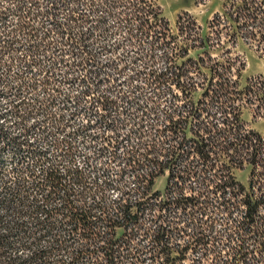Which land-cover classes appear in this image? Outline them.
<instances>
[{
    "label": "rangeland",
    "instance_id": "374dc122",
    "mask_svg": "<svg viewBox=\"0 0 264 264\" xmlns=\"http://www.w3.org/2000/svg\"><path fill=\"white\" fill-rule=\"evenodd\" d=\"M28 1L23 0L22 5L30 6ZM33 1L45 5L52 0ZM64 1L65 8L56 10L57 19L66 20L72 9L75 10L73 16L79 17L78 22L62 30L70 35L68 40L54 35L49 20L36 24L32 32L39 37L48 34L43 41L30 40L27 31L15 20L16 15H7L0 23V233H6L11 220L27 225L31 234L29 241L12 235L15 244L6 253L10 258L27 259L21 264H105L100 253L88 251L75 255L84 241L74 238L68 219L63 218L64 194L70 195L75 204L92 202L111 214L122 193L132 201L138 197L135 180L130 174L124 175L121 168V157L137 141L133 125V120H137L135 110L147 98L159 97L155 115L158 121L162 120L173 109L172 104L187 102L189 106L191 98L202 101L203 90L210 85L209 66L216 63L221 73L222 67L230 62L236 89L244 93L241 99L234 100L236 105H241L239 119L246 128L264 134V50L259 44L247 43L241 38L230 45L224 35L218 40L223 41L222 45H216L213 39L207 42L208 55L201 48L188 50L193 42L177 29L178 17H182L185 25L190 17L202 28L203 35L212 36L207 23L215 12L223 11L222 0H154L160 16L168 23L162 33L167 36L164 41H169V45L164 48L155 44L153 49L146 30L138 28L135 22L123 20L121 7L108 8L103 4L110 0ZM12 2L0 0V7L12 6ZM130 34L136 35L138 40H128ZM80 36L84 37L82 41ZM33 41L39 46H34ZM150 50L154 54L152 63L146 57ZM163 51L176 56H170L167 61L162 57ZM198 54L203 61L195 66L192 62L198 59ZM166 67L171 71L176 67L179 71L190 67L188 75L199 83L193 96L184 98L181 90L170 82L158 90L146 86L149 70L165 71ZM237 67L243 68L239 75L235 71ZM40 70L46 71V76L43 77ZM94 74L101 83L99 90L84 95L81 89L89 87L87 78ZM101 94L122 101L108 110L107 117L99 120L94 112L102 111L95 106V99ZM205 101L209 107L207 97ZM199 105L204 106V103ZM186 113L187 110L182 114ZM152 118L145 115L142 122L147 124ZM143 130L147 132L146 127ZM143 135L142 141H145L148 134ZM113 143H117L116 146ZM111 150H114V160ZM250 168L246 165L243 169H234V180L247 186ZM50 171L57 180L46 179ZM106 177L112 185L99 190L95 184ZM49 182L57 186L51 189ZM164 186L165 177L156 178L154 189L163 191ZM101 193L102 199L99 198ZM46 217L50 224L41 222ZM216 227H220L219 224ZM112 231L120 240H125L130 232L122 227ZM137 238L141 245L147 243L139 234ZM32 239H35L34 244L29 243ZM35 251L44 254L43 260L30 259ZM197 256L199 252H188L183 264H193ZM113 263L148 264V261L125 256Z\"/></svg>",
    "mask_w": 264,
    "mask_h": 264
},
{
    "label": "trees",
    "instance_id": "16d2710c",
    "mask_svg": "<svg viewBox=\"0 0 264 264\" xmlns=\"http://www.w3.org/2000/svg\"><path fill=\"white\" fill-rule=\"evenodd\" d=\"M9 1H13L12 6L0 7V23L7 15H16L15 20L27 31L30 40L39 38L43 41L49 37L48 34L39 37L32 33L45 20H49L57 38L68 40L70 35L62 30L79 20L73 16L74 9L66 20L57 19L56 10L65 8L64 0H52L45 5L30 0L28 7L22 5L23 0ZM103 4L108 8L121 7L126 23L135 22L138 28L146 30L152 49L155 44L168 47L169 41H164L167 36L162 33L168 23L160 16L154 0H110ZM222 8L223 11L215 12L207 23L212 36L203 35L202 28L190 17L185 20L186 25L181 21L182 17H178V31L193 42L188 50L201 48L209 55L205 48L207 42L213 39L216 45H222L223 41L218 40L224 35L230 45H235L241 38L244 42L259 44L264 50V0H222ZM128 40L138 39L130 34ZM33 45L39 46L34 41ZM170 56L176 55L163 51L165 60L168 61ZM146 57L151 62L153 51L150 50ZM197 60L192 62L195 66L203 61L199 54ZM216 65L209 66L210 85L203 90L204 99L191 98L189 106L187 102L172 104L173 109L162 121L148 124V130L154 131L150 140L144 146H139L141 142L138 141L127 157L126 164L139 184L137 190L141 199L118 205L112 214L116 218L112 226L130 230L125 240L94 232L88 222V216H92L90 210L76 208L70 202L64 207L67 212L63 216L68 218L71 232L80 226L83 231L79 239L86 245L101 243L100 249L93 253H100L106 264H114V260L125 256L137 261L146 260L148 264H183L188 252H199L193 264H264V134L246 128L239 119L241 105H236L234 100L241 99L240 95L244 93L236 89L232 63L222 67L221 73ZM190 67L183 71L178 67L174 71L170 67L165 71L151 69L147 73L148 85L156 90L170 82L181 90L184 98L191 97L199 83L188 75ZM241 69L235 70L238 75ZM206 97L210 101L209 107ZM203 103L204 106L199 105ZM159 104V97L150 98L144 109L155 114ZM246 165L251 168L248 185L244 186L234 180L233 170L243 169ZM162 175H166L163 191L154 190V180ZM41 222L50 224L48 217ZM27 229L24 223L11 220L6 233H0V264L27 261L6 256L15 244L12 235L29 241L31 234ZM137 234L147 239L145 245L140 244ZM29 243L34 244L35 239ZM76 252L75 255H79L88 250L80 248ZM43 258L41 251H35L30 257L32 260Z\"/></svg>",
    "mask_w": 264,
    "mask_h": 264
},
{
    "label": "built area",
    "instance_id": "2783aa9c",
    "mask_svg": "<svg viewBox=\"0 0 264 264\" xmlns=\"http://www.w3.org/2000/svg\"><path fill=\"white\" fill-rule=\"evenodd\" d=\"M84 37H82V38H80L79 40H81L82 41V39H83ZM83 50V53L85 52V50L84 49H82ZM72 55H79L78 53H72ZM78 57V56H77ZM76 57V58H77ZM62 61H63V59H62ZM77 62V64H78V61H76ZM75 65H76V63H75ZM76 67H78L77 65H76ZM32 68V67H31ZM35 67H33L32 69H34ZM40 72H43V73H40ZM40 74H44V75H42L43 77L44 76H46V71H44V70H40ZM39 73H37V74H39ZM148 73V72H147ZM147 73H146V75H147ZM39 74V75H40ZM96 75L97 74H94L93 76H88V78H87V81L86 82H88V85L87 86H89V87H86L87 89H81V93L83 92V94L84 95H90V94H93L94 93V91H96L97 92V90H99V86H100V81L99 80H97L96 79ZM94 77V79L92 80V78ZM97 80V81H96ZM148 82H149V80H148V75H147V82L145 83L146 84V86H148ZM167 83V82H166ZM47 84V81H46V79L45 80H43V83H42V85L45 87V85ZM150 86V85H149ZM163 86V85H162ZM151 87V86H150ZM161 87V86H160ZM159 87V88H160ZM151 88H153V87H151ZM158 88V89H159ZM158 89H156V90H158ZM153 90H154V88H153ZM75 98V97H74ZM73 98V99H74ZM150 98H147L145 101H143L142 102V105H140V106H138L137 108H136V115H134V116H136L137 117V120H133V122H134V127H135V130H134V133L138 136L137 137V141L135 142V144H134V147L132 146L131 147V149L130 150H125L124 151V153H123V156L121 157V160H122V166H121V168H123L124 169V175H132L130 172H129V167H127V164H126V162H127V157L129 156V154L132 152V148H135V146L137 145V143H138V141H140L141 142V144L139 145V146H144V144L146 143V141H149L150 140V137H152L151 136V134H153V132L154 131H149L148 130V124L149 123H152V122H154V121H158L157 119H158V117L156 118V115L155 114H149L148 112H146V110L144 109V107L146 106V102L149 100ZM96 101H95V106L98 108V110H99V112H101V113H98L97 111H95L94 112V115H96L95 117H97V118H99V120H101V119H103L104 117H107V114H108V110L111 108V107H113V106H117L118 105V103H120L122 100H119V99H117V97L116 98H113V97H109V96H106V95H99L96 99H95ZM91 107V106H90ZM89 107V108H90ZM95 107V108H96ZM142 111H144V114H142ZM107 113V114H106ZM145 115H152L153 116V118H152V120H151V122H147V124H144L143 122H142V117L143 116H145ZM155 116V117H154ZM160 121H162V120H159L158 122H160ZM140 124V125H139ZM144 127H146V133H144V130H143V128ZM105 129H107V128H105ZM150 132V133H149ZM140 133V134H139ZM143 134H148V138L145 140V141H142V138H143ZM157 138H159V137H157ZM108 144H110L111 145V142H108ZM115 146H116V144L117 143H113ZM113 146V145H112ZM114 147V146H113ZM102 148H104V147H102ZM100 150V149H99ZM114 150H111L110 151V155H111V158L114 160V152H113ZM46 179L47 178H49L48 180H57L58 179V177H56L55 175H53V173H52V171H50V172H48V173H46ZM162 176H164L165 177V179H166V175H162ZM132 177H133V175H132ZM160 177V176H159ZM158 178V177H157ZM133 179H134V177H133ZM135 180V179H134ZM156 180V179H155ZM155 180H154V184H155ZM133 183H134V187H135V189H136V191L138 192V197L136 198V199H134L133 201L127 196V197H125L126 196V193H122L121 194V196L119 197V199H118V201L116 202L117 203V205L115 206V208L118 206V205H125V204H129V203H134V202H136V201H138L139 199H141L140 198V194H139V190H137V188H138V186H139V184L137 183V181L135 180V181H133ZM94 184V183H93ZM96 185V187L100 190H104V189H106V188H108V186L109 185H112V183H111V180H109L107 177L104 179V180H102L101 181V183L100 184H98V183H96L95 184ZM55 186H57V184H55V183H51L50 184V182H49V187L51 188H55ZM165 187V186H164ZM51 188V189H52ZM153 188H154V186H153ZM155 190V189H154ZM158 191H160V190H158ZM103 193H101V195L99 196V198H103ZM64 197L66 198V200H63V206L64 207H66V205H67V203L68 202H70V204L72 205V206H74V207H80V208H82V209H86V210H90L91 212H92V216H88V222L90 223V227H92V230L94 231V232H100L102 235H104V234H106V235H114V232L112 231L113 230V228H115V227H121V226H112V223H113V220H116V218L111 214V213H109V211H107L105 208H102L103 206H94V205H92V202H82L81 204H75L74 203V200L72 199V197L70 196V195H68V194H64ZM122 202V203H121ZM64 211H65V213L67 212V209L66 208H64ZM103 211H105V214H101ZM108 216H111V217H108ZM113 217V218H112ZM63 218L64 219H68L65 215L63 216ZM118 220L119 221H121L122 222V220H121V218H118ZM69 222V221H68ZM123 228V227H122ZM102 229H108V231H104V230H102ZM82 228L80 227V226H78L77 227V230H74V238H77V239H79L80 237H79V234L80 233H82ZM71 233H73V232H71ZM79 240H81V239H79ZM83 241V240H82ZM102 244L101 243H96V245H90V244H85V243H83V245H81V248L82 249H85V251H91V252H95L94 250H95V248L97 249L96 251H98V249H100L99 248V246H101ZM89 248V249H88ZM106 264V263H105Z\"/></svg>",
    "mask_w": 264,
    "mask_h": 264
}]
</instances>
